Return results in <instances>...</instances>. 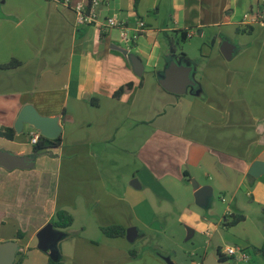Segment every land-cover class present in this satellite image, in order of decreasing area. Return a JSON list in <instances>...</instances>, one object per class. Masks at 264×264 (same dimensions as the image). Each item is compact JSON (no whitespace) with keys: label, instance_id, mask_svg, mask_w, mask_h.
Returning <instances> with one entry per match:
<instances>
[{"label":"crops","instance_id":"obj_1","mask_svg":"<svg viewBox=\"0 0 264 264\" xmlns=\"http://www.w3.org/2000/svg\"><path fill=\"white\" fill-rule=\"evenodd\" d=\"M79 4L87 0H0V66L20 63L0 68V150L35 161L0 166V244L17 245L14 264H48L58 249L67 264H136L137 253L125 257L116 244L132 228L137 237L129 243L147 239L140 225L158 228L167 221L160 212L173 207L181 212L173 223L188 239L204 238L200 261L219 260L220 251L225 264H264V170L251 174L264 163V22L242 23L264 0H140L137 7L134 0H101L96 21L86 24L77 22ZM111 17L147 28L130 43L105 25ZM179 38L185 42L176 60ZM195 51L202 58L190 66ZM132 56L141 59L142 75ZM174 62L196 73L191 93L161 85ZM127 84L132 88L117 96ZM27 106L58 120L60 145L34 154L35 128H15ZM6 128H15L14 139L3 135ZM205 187L211 192L198 200ZM218 194L228 203L223 209ZM59 210L74 224L54 228L44 250L40 233ZM235 216L244 219L230 226ZM112 226L126 236L107 237L102 228ZM229 235L233 244L224 246ZM105 239L110 251L101 256ZM229 246L245 248L250 261L227 256ZM157 254L143 257L176 264Z\"/></svg>","mask_w":264,"mask_h":264},{"label":"water","instance_id":"obj_2","mask_svg":"<svg viewBox=\"0 0 264 264\" xmlns=\"http://www.w3.org/2000/svg\"><path fill=\"white\" fill-rule=\"evenodd\" d=\"M132 63L135 68V72L138 75H142L144 71V65L136 56H132ZM192 67L180 66L177 63H172L168 68L165 78L161 80V85L169 92L182 95L185 94L188 87L193 86ZM24 124H30L33 128L40 131L41 136L48 139H57L61 134V127L57 119H49L41 116L32 107H25L19 115L17 123L15 125L16 130L21 131ZM0 166L7 169L14 168H30L35 166L33 157L30 156H16L9 152L0 150ZM264 170V163H256L251 174L256 176L259 171ZM211 192L208 187L200 189L196 196L198 200H202L203 196ZM54 226L52 224L47 225L40 233L41 245L40 247L47 250L54 239ZM134 233V235H133ZM137 237V229L128 230L127 239L131 242ZM18 247L14 242H7L0 244V264H14L16 259ZM203 264H225L224 262L216 260L214 257H209Z\"/></svg>","mask_w":264,"mask_h":264},{"label":"rangeland","instance_id":"obj_3","mask_svg":"<svg viewBox=\"0 0 264 264\" xmlns=\"http://www.w3.org/2000/svg\"><path fill=\"white\" fill-rule=\"evenodd\" d=\"M185 42L181 38L179 40L176 39L174 46L177 48L178 52L175 55L177 58L176 60H180L182 58V54L180 51L179 44ZM167 45L168 48H170L171 43H169V40L167 39ZM194 61H188L190 66H192L195 63H198V60L202 58V55L200 52L195 51L194 53ZM250 59H257V54L250 53ZM193 80L195 79L198 81V77L196 73L192 74ZM200 78V75H199ZM192 86L189 87V93L192 92ZM217 201L220 205V207L225 208V206L228 205V203H223L221 201L220 195H217ZM158 203V202H157ZM177 207H173V209H169L167 212H160L163 221L167 219L165 223L163 222H157V225L160 224V226L154 227L153 225H140L142 228L141 230H144L147 234H151L147 239L146 238H140L134 243H129L126 240L124 242H121L120 244H116V247L118 250H123V255L126 257H130L131 252L137 253V261L136 264H152L148 259L150 258V255H158V253H161L164 257H170L173 260L176 261V264H194L197 261H200V256H202L204 248H206L205 240L204 238H200L196 236L193 239H188V234L184 226L173 223L174 219L179 217V214H181L180 211L176 210ZM174 218V219H173ZM169 220V221H168ZM172 220V221H170ZM216 224L217 220L213 219ZM170 225V226H169ZM169 226V227H168ZM223 229V228H221ZM240 231L238 230L237 236ZM219 236V234H217ZM231 239H233V235H229L228 237L224 238V246L227 244H233L231 242ZM110 240H103L102 242L99 241L98 246H100L99 253L101 256L104 255L105 251H110ZM194 254V255H192ZM149 255V258H144L143 256ZM162 259V257H161ZM163 262L167 263L164 259H162ZM88 264V263H87ZM122 264H128V262H123Z\"/></svg>","mask_w":264,"mask_h":264},{"label":"built area","instance_id":"obj_4","mask_svg":"<svg viewBox=\"0 0 264 264\" xmlns=\"http://www.w3.org/2000/svg\"><path fill=\"white\" fill-rule=\"evenodd\" d=\"M100 3L101 0H92L89 9H87V5L79 4L76 7L77 22L79 24L95 22L96 21L95 8L99 6ZM261 22H264V5L261 11H258L256 13L245 14L242 20V23L245 27H250ZM105 25L111 28L119 29L121 33V37L125 41L130 43L137 42L147 28L146 23L142 20H139L136 27H134L133 29H129V27L125 26L123 23H120L114 17L106 19ZM193 35L194 32H189L187 34V37L191 38L193 37ZM40 136H41L40 131L35 129V131L31 134V143L33 145H36L39 142ZM208 235L210 236L211 234L208 233ZM226 255L234 260L242 261V262H248L251 259V256L248 253V251L245 248L238 246H229L226 249ZM196 264H203V261H199Z\"/></svg>","mask_w":264,"mask_h":264},{"label":"trees","instance_id":"obj_5","mask_svg":"<svg viewBox=\"0 0 264 264\" xmlns=\"http://www.w3.org/2000/svg\"><path fill=\"white\" fill-rule=\"evenodd\" d=\"M91 1L92 0H87V9L90 8ZM134 1H135V7H137L140 0H134ZM183 35L185 36L184 39H186L187 35L185 33ZM19 65L20 63L18 61L13 60L8 65L0 66V68H15ZM131 88H132V84H127L124 87H122L116 94L117 96H119L123 94L126 90L131 89ZM3 135L9 137L10 139H14L16 135V130L15 128H8V129L6 128L3 132ZM61 143H62V136H59L57 139H54V140L40 136L39 142L34 146V154L39 155L40 153L49 152L48 151L49 149L54 148L60 145ZM243 219H244V216H235L229 225L233 226L239 223L240 221H242ZM51 224L54 226L55 229H59V230L67 229L74 224V217L66 210H59L56 213L55 218L51 221ZM102 232L107 237H110V238H118V237L126 236V229L122 226H112V227L102 228ZM19 236H22V233H19ZM259 251L264 256V246ZM131 254L133 253L131 252ZM59 255H60V249L55 251L54 256L50 254L48 264H67L64 260H62L59 257ZM219 257H220L219 258L220 261L222 262L226 261L222 253H220V251H219ZM22 259L23 258L17 261V264H21Z\"/></svg>","mask_w":264,"mask_h":264}]
</instances>
